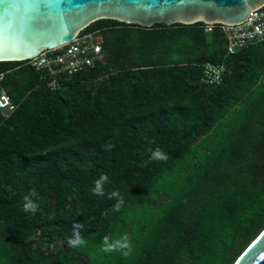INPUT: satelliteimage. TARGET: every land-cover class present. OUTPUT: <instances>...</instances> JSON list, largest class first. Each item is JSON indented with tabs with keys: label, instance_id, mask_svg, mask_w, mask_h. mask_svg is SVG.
<instances>
[{
	"label": "trees",
	"instance_id": "trees-1",
	"mask_svg": "<svg viewBox=\"0 0 264 264\" xmlns=\"http://www.w3.org/2000/svg\"><path fill=\"white\" fill-rule=\"evenodd\" d=\"M203 27L98 19L102 60L55 89L0 62V264H234L264 230V40L225 55Z\"/></svg>",
	"mask_w": 264,
	"mask_h": 264
},
{
	"label": "water",
	"instance_id": "water-1",
	"mask_svg": "<svg viewBox=\"0 0 264 264\" xmlns=\"http://www.w3.org/2000/svg\"><path fill=\"white\" fill-rule=\"evenodd\" d=\"M264 0H0V62L34 58L70 42L98 19L149 28L155 23L237 24ZM234 264H264V230Z\"/></svg>",
	"mask_w": 264,
	"mask_h": 264
},
{
	"label": "built area",
	"instance_id": "built-area-1",
	"mask_svg": "<svg viewBox=\"0 0 264 264\" xmlns=\"http://www.w3.org/2000/svg\"><path fill=\"white\" fill-rule=\"evenodd\" d=\"M218 28L224 37L225 55L256 45L264 40V10L263 6L247 13L245 19L237 24L226 25L220 22L204 23V32ZM81 31V30H80ZM76 33L73 39L61 46L42 50L37 56L26 60V64L35 71H43L50 78L47 86L57 87V76L69 77L92 67L102 60L101 39L96 32ZM225 72L223 64H205L202 66L200 83L207 86H217L221 83ZM2 75H0V80ZM15 106L8 96L0 90V114L4 117L12 112Z\"/></svg>",
	"mask_w": 264,
	"mask_h": 264
},
{
	"label": "clouds",
	"instance_id": "clouds-1",
	"mask_svg": "<svg viewBox=\"0 0 264 264\" xmlns=\"http://www.w3.org/2000/svg\"><path fill=\"white\" fill-rule=\"evenodd\" d=\"M153 160H160V161H166L167 160V155L166 154H163L161 153L159 150L155 151L153 154H152V157H151ZM107 177L106 176H103L102 177V180H106ZM96 186H95V189H94V194L96 195H99L101 194V181H96L95 182ZM25 209H28V210H31V211H35L36 210V205L31 203L30 201L25 203L24 205ZM116 209L118 210L120 205H116L115 206ZM69 245L71 247H76L78 246L79 244L82 243L81 241V238L79 237V235L77 234L76 235V238L74 240H69L68 241ZM104 244L107 245V240L104 241ZM120 249H127V251H124V255L125 256H128L130 255L131 253V246H130V243L128 242L127 238H123L122 240H117L113 245H107V247H104L103 250L105 252H111V251H114V250H120Z\"/></svg>",
	"mask_w": 264,
	"mask_h": 264
},
{
	"label": "rangeland",
	"instance_id": "rangeland-1",
	"mask_svg": "<svg viewBox=\"0 0 264 264\" xmlns=\"http://www.w3.org/2000/svg\"><path fill=\"white\" fill-rule=\"evenodd\" d=\"M257 158L259 160L264 161V146L259 150L258 154H257Z\"/></svg>",
	"mask_w": 264,
	"mask_h": 264
},
{
	"label": "snow or ice",
	"instance_id": "snow-or-ice-1",
	"mask_svg": "<svg viewBox=\"0 0 264 264\" xmlns=\"http://www.w3.org/2000/svg\"><path fill=\"white\" fill-rule=\"evenodd\" d=\"M48 0H41V4H46Z\"/></svg>",
	"mask_w": 264,
	"mask_h": 264
}]
</instances>
